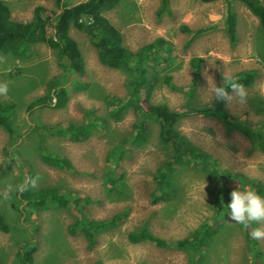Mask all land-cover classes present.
Here are the masks:
<instances>
[{
    "label": "rangeland",
    "instance_id": "obj_1",
    "mask_svg": "<svg viewBox=\"0 0 264 264\" xmlns=\"http://www.w3.org/2000/svg\"><path fill=\"white\" fill-rule=\"evenodd\" d=\"M79 1L83 0H62L60 5ZM5 2L13 22H30L37 6L45 14L58 12L54 0ZM227 6L236 15L233 40L223 24ZM103 15L131 51L156 37L167 41L164 49L147 58L158 75L149 102L177 112L171 124L183 156L171 164L169 172L177 193L169 200H153L157 172L168 168L174 150L169 141L160 140L158 123L142 93L150 130L142 141H127L135 130L132 107L125 102L134 72L102 65L86 34L71 27L69 35L80 49L84 74L63 77V63L56 51L35 33L28 53L21 57L0 54V82L8 83L7 95H0V102L14 106V131L0 127V215L8 225L7 231L0 230V264H18L19 252L30 246L34 251L27 264H190L193 249L189 246L130 243L126 234L146 225L154 235L174 244L186 240L203 222H211L217 230L213 241L202 249L203 263L264 264V240L253 239L256 245L251 248L243 234L258 225L236 224L223 201L216 212L214 200L221 183L230 200L231 191L238 186L254 189L227 173H241L264 185V151L219 119L210 111L211 104L202 102L208 79L219 86L225 73L252 70L253 82L244 86L246 102L233 99L223 105L236 124L264 135V30L257 17L240 0H119ZM48 23L46 20L43 30H48ZM194 57L200 58L197 69L191 61ZM59 75L61 83L70 78L65 83V105L28 108L32 100L48 93L51 80ZM108 96L124 104L116 118L108 115ZM67 123L88 124L86 138L73 141L55 127ZM39 143L67 158L73 171L43 162ZM26 183L32 188L55 189L68 198L67 206L44 203L31 210L21 203L17 206L23 215L16 210L12 214L8 198ZM119 212L123 213L119 220L93 232L92 241L79 226L70 230L76 220L86 224Z\"/></svg>",
    "mask_w": 264,
    "mask_h": 264
},
{
    "label": "trees",
    "instance_id": "obj_2",
    "mask_svg": "<svg viewBox=\"0 0 264 264\" xmlns=\"http://www.w3.org/2000/svg\"><path fill=\"white\" fill-rule=\"evenodd\" d=\"M62 0H54L58 6L56 14H45L43 8L37 6L33 11V19L29 22H13L10 19L9 9L7 4L0 0V54L10 52L16 57H21L28 53L31 47V37L37 33L39 38L45 42L50 48L56 51L58 58L63 63V77L73 74L81 77L84 74V63L80 53V49L75 39L69 35L71 27L83 31L89 43L94 47L98 61L107 67L111 68H124L127 67L133 71V79L131 82V90L126 98V103L132 107L135 130L131 139L132 141H142L149 133V122L145 117L143 106L141 104L140 94H143V101L149 107L150 113L155 116L158 123V136L160 140L169 141L173 147V156L166 169L157 172V187L156 198L153 200H169L177 193L176 182L171 175L170 166L172 163L179 162V158L183 156L180 151V146L177 140V134L173 131L171 119L177 114L165 104H153L149 102L151 91L158 80L157 72L152 66H148L147 61L151 53L166 47L167 41L161 37L154 38L145 47H141L135 51L127 49L122 44L121 34L118 29L110 23V21L103 15V12L112 8L119 0H83L74 4L60 5ZM209 2L213 0H201ZM248 10L257 17L260 26L264 30V0H240ZM84 17L81 21L79 19ZM49 21L48 30H43L45 21ZM224 29L230 38L234 39L236 15L230 6H227L223 20ZM41 29V30H40ZM47 31H49L47 33ZM154 58V57H153ZM155 59V58H154ZM193 67L198 68L200 58H192ZM192 65V64H191ZM232 76L238 78V83L244 86H249L254 79L252 70L243 69ZM60 75L51 80L49 84L48 93L36 97L28 104V108L35 106H48V107H62L67 101L65 91V83L70 78L65 80V83L58 82ZM223 79L219 82L221 85ZM80 87H86L82 85ZM229 87L227 91H231ZM106 101L110 107L108 115L110 117H118L119 108L124 104H118L119 100L114 96H108ZM224 100H213L209 107L219 119L225 121L228 125L236 128L245 137L249 138L252 145L264 151V135L260 131L247 127L246 125L236 124L228 115L224 108ZM116 108V106H118ZM13 105L10 103L0 102V127L11 133L14 131L12 126V111ZM88 124H86L87 126ZM86 126L74 125L67 123L64 126H55L57 129L69 136L73 141H78L86 138ZM86 127V128H85ZM39 158L50 166L63 169L65 171H73L71 162L64 157L54 155L47 151L41 143L37 145ZM231 178H238L241 183L250 185L260 195H264V185L255 181L241 173H233ZM9 210L12 214L16 210L19 216L23 215V210L17 205L22 203V208H29L31 210L38 209L44 203H52L55 207H65L68 203V198L57 192L53 188H32L26 183L22 188L16 191V194L10 196ZM157 200V201H158ZM216 212L219 213L221 201L223 206L227 208L229 199V191L221 183L216 189L215 195ZM123 215L122 212L115 213L107 219L89 220L86 224L80 220H76L71 226V232L76 227H80L81 232L85 235L88 241H92L93 232L101 229H107L113 226L119 218ZM11 220L13 219L9 217ZM8 225L5 224L3 217L0 215V230L7 231ZM217 233L216 226L211 222L201 223L194 232H192L186 240L175 241L170 244L168 241L154 235L146 225L128 231L126 239L130 243L148 242L163 247H186L192 248L190 264H205L203 263V250L213 241L214 234ZM246 243L249 247H255V241L249 235L247 230L243 233ZM27 246V243L25 244ZM23 246V247H25ZM28 250H23L20 253L18 264H27L32 259V252L34 247H28ZM202 255V257H201Z\"/></svg>",
    "mask_w": 264,
    "mask_h": 264
},
{
    "label": "clouds",
    "instance_id": "obj_3",
    "mask_svg": "<svg viewBox=\"0 0 264 264\" xmlns=\"http://www.w3.org/2000/svg\"><path fill=\"white\" fill-rule=\"evenodd\" d=\"M229 87L232 89V94L227 91ZM7 92L8 83L0 82V95H7ZM205 93L206 96L202 98V102L206 104H211L213 100L230 102L233 99L243 104L247 99L246 90L242 84L238 83V78L228 73L223 75V82L219 86L212 78L208 79ZM31 183L33 187L36 186L35 181ZM230 196L231 200L227 205L230 219L246 228L252 224L258 225L252 228L250 236L255 240H264V196L252 188L240 186L231 191Z\"/></svg>",
    "mask_w": 264,
    "mask_h": 264
},
{
    "label": "crops",
    "instance_id": "obj_4",
    "mask_svg": "<svg viewBox=\"0 0 264 264\" xmlns=\"http://www.w3.org/2000/svg\"><path fill=\"white\" fill-rule=\"evenodd\" d=\"M4 2H5V0H3ZM6 3V2H5ZM8 6V5H7ZM8 9H9V6H8ZM9 11H10V9H9ZM9 14H10V12H9Z\"/></svg>",
    "mask_w": 264,
    "mask_h": 264
},
{
    "label": "built area",
    "instance_id": "obj_5",
    "mask_svg": "<svg viewBox=\"0 0 264 264\" xmlns=\"http://www.w3.org/2000/svg\"><path fill=\"white\" fill-rule=\"evenodd\" d=\"M83 18H84V17H81V18L79 19V21H81Z\"/></svg>",
    "mask_w": 264,
    "mask_h": 264
}]
</instances>
